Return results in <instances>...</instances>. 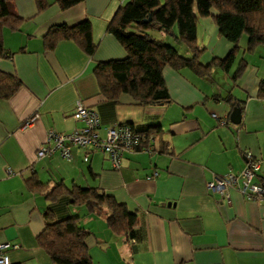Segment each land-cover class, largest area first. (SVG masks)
I'll use <instances>...</instances> for the list:
<instances>
[{"label": "crops", "instance_id": "0c3cea01", "mask_svg": "<svg viewBox=\"0 0 264 264\" xmlns=\"http://www.w3.org/2000/svg\"><path fill=\"white\" fill-rule=\"evenodd\" d=\"M47 1L50 6L38 12L35 0H14L24 20L19 30L3 31L4 46L12 54L0 57V70L14 73L22 83L8 99H0V243L17 245L9 253L10 264H54L36 236L48 221L75 216L89 231L85 242L93 264H264V199L248 200L236 187L227 188L226 198L206 187L215 175L239 173L246 152L264 155V96L259 94L264 43L246 53L243 36L230 69L213 67L210 78L165 66L167 104L139 105L126 94L114 101L100 92L94 67L126 56L107 26L128 0H83L66 10ZM84 19L90 21L96 45L92 55L72 40L44 48L50 26ZM196 39L204 48L203 65L231 48L211 16L198 18ZM241 57L245 69L232 80ZM229 91L244 101L239 124L230 121L236 105L222 98ZM77 102L97 112L101 127L157 126L160 133L124 151L119 169L90 148L73 146L69 160L58 151L37 157L48 131L66 133L83 126L73 117ZM260 171L264 181V166ZM32 177L40 189L30 187ZM58 184L97 187L134 213L138 224L116 233L105 209L89 212L73 204L68 193L49 196Z\"/></svg>", "mask_w": 264, "mask_h": 264}, {"label": "trees", "instance_id": "16d2710c", "mask_svg": "<svg viewBox=\"0 0 264 264\" xmlns=\"http://www.w3.org/2000/svg\"><path fill=\"white\" fill-rule=\"evenodd\" d=\"M82 1L54 0V4L66 10ZM35 3L38 12L50 6L47 0H35ZM209 16L219 34L231 43V48L224 57L203 65L199 58L204 48L197 44L196 27L198 18ZM23 20L15 9L14 0H0V57L9 58L12 54L4 46V29L17 31ZM107 30L123 46L126 56L96 63L94 74L102 95L116 101L126 94L139 105H163L171 101L162 74L165 66L177 70L189 68L198 76L210 78L213 67L230 69L239 54L243 36L246 37V53L264 43V0H128L119 6ZM158 32L175 43L184 44L190 55L181 54L171 42L165 43L162 36H156ZM61 40H72L88 55L96 49L88 19L73 25L50 26L43 35L44 48L51 50ZM245 65L246 59L241 57L231 75L232 80L241 76ZM21 85L14 73L0 70V99H8ZM259 92L264 96V82ZM222 98L232 108L238 105L243 112L244 101L236 99L231 91ZM131 126L143 136L142 142L160 133L157 126L145 130ZM255 157L264 158V155ZM260 170L253 181L264 184ZM28 184L32 189L42 187L36 177L30 178ZM59 193H68L73 204L85 205L89 212L100 213L105 209L108 212L106 222L116 233L129 232L138 224L134 213L97 187L73 185L68 189L58 184L49 196ZM46 216L51 217L49 213ZM88 234L89 231L80 225L79 217H67L48 221L36 241L54 264H93L85 242Z\"/></svg>", "mask_w": 264, "mask_h": 264}, {"label": "built area", "instance_id": "2783aa9c", "mask_svg": "<svg viewBox=\"0 0 264 264\" xmlns=\"http://www.w3.org/2000/svg\"><path fill=\"white\" fill-rule=\"evenodd\" d=\"M217 117L216 114H212ZM35 116L25 124L29 125ZM73 117L83 122L81 128H75L70 132L59 133L48 131L45 142L36 152L37 157L51 154L58 151L63 159L71 158L73 146L83 149H92L105 154L114 169L122 166V154L124 151L137 148L143 140V136L129 124H122L115 127H101L98 114L95 110L88 108L84 103L77 102ZM225 123L224 120H219ZM104 134H101L100 130ZM149 140H154L153 135ZM149 150V148H146ZM88 157L85 155L84 160ZM246 164L239 173L227 172L222 175H215L206 183L210 191H216L228 197L227 188H238L240 193L248 200L259 201L264 198V184L254 182L256 172L264 165V158H257L251 152L245 153ZM157 172H154L156 175ZM16 244L9 242L0 243V264H10V251L16 248Z\"/></svg>", "mask_w": 264, "mask_h": 264}, {"label": "rangeland", "instance_id": "374dc122", "mask_svg": "<svg viewBox=\"0 0 264 264\" xmlns=\"http://www.w3.org/2000/svg\"><path fill=\"white\" fill-rule=\"evenodd\" d=\"M156 36L157 37H163L164 38V42L165 43H172L173 45H175L176 46V48L178 49V51L181 53V54H183V55H189V52H187L186 51V47H185V45L184 44H182V43H180V44H178V43H175V42H173L169 37H165V35H163L162 33H157L156 34Z\"/></svg>", "mask_w": 264, "mask_h": 264}, {"label": "water", "instance_id": "95a60500", "mask_svg": "<svg viewBox=\"0 0 264 264\" xmlns=\"http://www.w3.org/2000/svg\"><path fill=\"white\" fill-rule=\"evenodd\" d=\"M156 28L159 29L160 27L159 26H156ZM230 121L233 124H239L240 123V121H241V110H240V107L238 105H236L232 109V111L230 113Z\"/></svg>", "mask_w": 264, "mask_h": 264}]
</instances>
